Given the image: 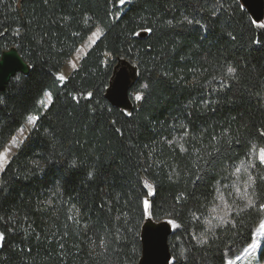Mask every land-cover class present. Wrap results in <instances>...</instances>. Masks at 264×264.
Here are the masks:
<instances>
[{"label":"trees","instance_id":"obj_1","mask_svg":"<svg viewBox=\"0 0 264 264\" xmlns=\"http://www.w3.org/2000/svg\"><path fill=\"white\" fill-rule=\"evenodd\" d=\"M261 24L239 0H0V55L29 67L0 91V150L37 116L0 174V264H137L145 200L174 221L170 264H224L248 244L255 209L211 216L221 196L244 207L234 168L264 148ZM119 59L136 69L129 110L105 97ZM246 190L264 196V181Z\"/></svg>","mask_w":264,"mask_h":264},{"label":"water","instance_id":"obj_2","mask_svg":"<svg viewBox=\"0 0 264 264\" xmlns=\"http://www.w3.org/2000/svg\"><path fill=\"white\" fill-rule=\"evenodd\" d=\"M255 23L264 19L263 0H239ZM29 67L21 58L15 47L5 50L0 55V91L16 73L27 74ZM136 76V69L126 61L119 59L105 92L106 99L114 106L129 110L132 107L129 99V86ZM172 225L167 220L156 222L146 218L141 227V256L137 264H170L171 254L168 237Z\"/></svg>","mask_w":264,"mask_h":264},{"label":"rangeland","instance_id":"obj_3","mask_svg":"<svg viewBox=\"0 0 264 264\" xmlns=\"http://www.w3.org/2000/svg\"><path fill=\"white\" fill-rule=\"evenodd\" d=\"M99 30V31H98ZM102 30L100 26H97L88 36L87 38L80 44V46L75 50V52L72 54V56L67 60L65 63V66L62 68V70L59 73V78L63 77L65 79L78 65L79 60L85 55V53L90 49V47L95 43V41L98 39V37L101 35ZM77 51V52H76ZM61 79V80H63ZM136 94L133 95L135 98ZM50 102V95L46 93L41 101V104L43 107H46L48 103ZM30 117H36L35 115H29L28 118H26V121L24 125L19 128L13 136H11L6 144L2 147L0 151L7 148L9 151L6 153L7 160L9 161L10 157L15 153L17 150L19 144L23 141L25 138L27 132L31 129V127L34 125L35 120H30ZM13 137H15V141L13 140ZM262 147H254L250 153L249 159L246 160V162H241L237 164L234 168V178H233V185L234 188V195L235 198L238 199H245L242 198L245 195V191L247 189V181H248V173H249V167L252 166V163L254 160H259V151ZM261 163V162H260ZM7 164V163H6ZM5 164V165H6ZM264 165V163H261ZM4 165V167H5ZM239 168L240 170L237 172L236 169ZM4 169V168H3ZM2 170H0L1 174ZM239 189V192L236 190ZM247 201V200H246ZM145 207V203H144ZM146 210V218H150L147 215V209ZM230 211V205L226 202V200L223 198V196L218 197V200L216 201L215 205L212 208V221H217L219 223H223L222 221L228 220V215ZM172 229L175 228L173 224ZM258 226V225H257ZM256 226V227H257ZM255 230V228H254ZM253 230V231H254ZM253 238V237H252ZM259 243L257 244V247L255 249H249L248 251H244L245 248H247V245L251 243V241L244 245L239 252L235 253L231 257H227L224 264H228V261H231L232 264H264V252L261 255V251L264 249V235H259L255 237ZM239 257V259H237Z\"/></svg>","mask_w":264,"mask_h":264},{"label":"snow or ice","instance_id":"obj_4","mask_svg":"<svg viewBox=\"0 0 264 264\" xmlns=\"http://www.w3.org/2000/svg\"><path fill=\"white\" fill-rule=\"evenodd\" d=\"M120 3H124V0H120ZM253 23H255V21H253ZM260 26L264 27V24H261ZM146 31H150V29H146ZM227 72H228V74H232L235 72V69L232 67H229L227 69ZM61 79H63V77H61ZM145 87H146V85H145ZM135 99L140 100L141 95L137 94L135 96ZM29 119L35 120L36 117H30ZM13 140L15 141V137H13ZM8 151H9V149H7V148L0 151V170H3L4 165L6 163H8L7 156H6V153ZM259 160L261 163H264V148H261L259 151ZM239 170H240L239 168L236 169L237 172ZM89 175H91V173H89ZM257 179L264 181V177L253 178L251 175H249L248 181H247V186H251V185L255 184ZM236 191L239 192V189H237ZM181 195H183V194H181ZM242 198H246V200H247L244 207L243 208L230 209V211H235L237 216H240L242 213L245 212V210L255 209L256 216L258 217V226L255 227V230L252 232V237H253L252 241H251V243H249L247 245V248L244 249V251H248L249 249H255L257 247V244L259 243V241L255 237H257L259 235H264V203L259 202L260 200L264 199V196L256 197L255 199H253L252 196L247 195V190H246L245 195ZM178 199H179V197H178ZM144 203H145V208L147 209L148 201L145 200ZM222 222L232 223L231 220L222 221ZM169 223H172L174 225V221H169ZM208 223L211 226V221H208ZM241 223H242V221H241ZM0 238H2V234H0ZM206 239H207V237L202 234L201 239L199 240V243H205ZM237 259H239V257H237ZM228 264H232V262L228 261Z\"/></svg>","mask_w":264,"mask_h":264},{"label":"bare ground","instance_id":"obj_5","mask_svg":"<svg viewBox=\"0 0 264 264\" xmlns=\"http://www.w3.org/2000/svg\"><path fill=\"white\" fill-rule=\"evenodd\" d=\"M77 52V51H76Z\"/></svg>","mask_w":264,"mask_h":264}]
</instances>
